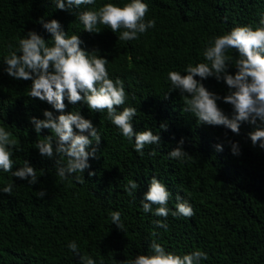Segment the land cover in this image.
<instances>
[{"label":"trees","instance_id":"trees-1","mask_svg":"<svg viewBox=\"0 0 264 264\" xmlns=\"http://www.w3.org/2000/svg\"><path fill=\"white\" fill-rule=\"evenodd\" d=\"M128 2L95 0L93 5L61 11L55 0H0V127L18 141L12 149V171L27 160L38 177L35 185H29L0 170V264H82L80 256L95 264H122L138 255H153L149 247L153 240L181 257L203 251L208 259L200 264H264V148L249 138L260 122H242L239 134L224 126L198 124L182 111L179 92L168 94L167 81L169 71L184 75L187 65L205 63L203 52L215 37L236 27L261 26L264 0H142L149 9L145 21L155 19V27L127 42L118 39L123 30L112 33L98 25L100 32L92 34L78 19L79 12ZM41 18L44 23L58 21L67 37H79L82 50H96L97 56L109 61V78L123 81L127 94L117 112L136 108L134 131L151 130L160 136L159 145H146L141 156L134 150V140L123 138L106 118V110L92 112L83 102L72 105L65 97L64 111L57 112L47 102L28 97L30 80L7 76L4 58L28 32L52 46L51 34L38 23ZM226 55L232 58L228 74L234 75L238 53L232 49ZM202 83L220 97L228 94L222 80L209 77ZM217 105L231 119L232 106L222 100ZM44 111H51L53 117L78 111L100 133V144L89 148H96L95 158L88 160L90 167L73 174L83 175L84 183L71 177L62 180L55 161L39 155L36 143L53 134L48 129L36 133L30 121L45 119ZM161 124L167 130H161ZM232 144L237 145L238 155L232 154ZM216 145L222 150L217 151ZM177 146L188 156L170 159L168 153ZM152 151L156 155H149ZM89 172L95 175L89 177ZM153 177L171 193L167 218L142 210L140 201ZM129 180L139 185L133 195L125 191ZM7 183L13 184L11 195L2 191ZM42 190L46 195L40 198L37 193ZM184 201L194 215L172 216L176 204ZM116 211L121 213L123 230L112 224L110 214ZM156 220L167 223V230L157 227ZM153 231L158 235L153 236ZM72 241L80 256L67 247Z\"/></svg>","mask_w":264,"mask_h":264},{"label":"clouds","instance_id":"clouds-1","mask_svg":"<svg viewBox=\"0 0 264 264\" xmlns=\"http://www.w3.org/2000/svg\"><path fill=\"white\" fill-rule=\"evenodd\" d=\"M95 0H55V6L61 11H69L82 5H93ZM148 5L142 0H130L122 7L112 3L104 4L98 10H85L79 12L78 19L83 25L84 31L98 34V25L106 26L112 33L120 31V41H132L138 39L148 29L155 27V19L145 21L148 13ZM42 27L51 34L52 46L35 32H28L26 38L19 40L18 48L9 51L4 58L6 65L4 71L7 76L14 80L31 81L28 97L47 102L57 112L65 109L64 99L69 104L76 105L83 102L92 112H103L106 110L107 119L115 126L123 138L132 142L134 150L143 156L146 145H159L160 136L154 135L151 130L135 132L132 124L137 114L134 107H124L117 112V108L124 105L127 94L123 81L119 78H109L107 64L109 61L97 56L96 50L91 53L80 48L82 41L77 35L67 37L66 32L56 20L44 23L43 18L38 21ZM259 27L251 26L236 27L230 32L215 37L203 52L205 63L195 66L189 64L184 69L185 74L177 71L167 73V81L170 83L169 93L178 91L183 99L182 111L196 118L198 124L209 126H224L232 133L239 134L242 122L251 125H260L249 134L253 145L260 141V147L264 148V19L260 20ZM11 49V46H9ZM234 49L238 53L235 60L236 72L228 74L231 57L226 52ZM19 53V55L17 54ZM199 77L200 80L195 79ZM214 77L217 82L223 81L228 88V94L220 97L203 85L202 81ZM168 94L165 95L167 99ZM231 105L233 115L231 119L226 117L218 107L217 101ZM45 119L32 118L30 123L34 125L36 133L42 129H48L53 135L45 137L36 143L35 147L41 157L55 161L56 173L62 180L69 177L76 183H84L83 174L90 165L89 158H95L96 148L101 142V136L90 120L84 119L78 111L61 114L53 117L51 111H44ZM78 130V132L74 131ZM161 130H167L166 124L160 125ZM87 132L88 135L83 133ZM18 141L12 137V133L5 127H0V170L19 180H27L29 185L37 183V171L29 166L27 160L24 166L17 171H12V149ZM183 139L179 145H183ZM55 144V147H53ZM217 151H221L220 145H216ZM233 155H238L236 144L231 145ZM149 155H156L155 151ZM170 159L181 160L188 154L181 146L168 153ZM41 174L44 170H40ZM89 177L95 175L88 173ZM139 185L129 180L125 186L128 195H133ZM3 193L11 195L13 184L7 183ZM38 197L43 198L45 191H39ZM171 193L159 180L153 177L150 181L148 191L140 201L144 213L153 212L157 217L167 218L169 208L167 207ZM178 201L180 197L176 198ZM153 205H156L153 211ZM174 217L190 218L194 215L192 207L186 202H178L175 211L171 212ZM112 224L118 230H123L121 213L119 211L110 214ZM154 224L167 230L168 225L161 220ZM153 236L158 235L155 231ZM67 247L76 256H80L78 245L75 241L70 242ZM154 253L151 256L138 255L134 260L123 261L122 264H200L201 260H207L206 253L195 250L182 257L167 253L162 244L153 240L149 245ZM82 264H95L86 256H80Z\"/></svg>","mask_w":264,"mask_h":264}]
</instances>
